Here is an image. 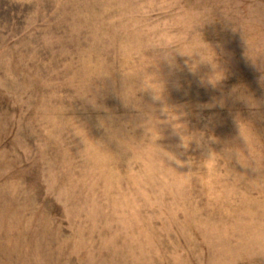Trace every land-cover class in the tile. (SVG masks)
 <instances>
[{
	"label": "rangeland",
	"instance_id": "374dc122",
	"mask_svg": "<svg viewBox=\"0 0 264 264\" xmlns=\"http://www.w3.org/2000/svg\"><path fill=\"white\" fill-rule=\"evenodd\" d=\"M0 264H264V0H0Z\"/></svg>",
	"mask_w": 264,
	"mask_h": 264
},
{
	"label": "crops",
	"instance_id": "0c3cea01",
	"mask_svg": "<svg viewBox=\"0 0 264 264\" xmlns=\"http://www.w3.org/2000/svg\"><path fill=\"white\" fill-rule=\"evenodd\" d=\"M8 233H10V232H8ZM13 235H14V234H12V236H13ZM10 236H11V234L9 235V237H10ZM12 236H11V237H12Z\"/></svg>",
	"mask_w": 264,
	"mask_h": 264
}]
</instances>
